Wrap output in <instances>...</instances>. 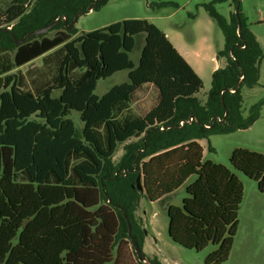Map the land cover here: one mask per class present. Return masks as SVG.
<instances>
[{
	"label": "trees",
	"instance_id": "1",
	"mask_svg": "<svg viewBox=\"0 0 264 264\" xmlns=\"http://www.w3.org/2000/svg\"><path fill=\"white\" fill-rule=\"evenodd\" d=\"M58 1L59 6L40 18L34 17L37 6L31 13L18 3L0 9V51L14 49L16 67L60 45L66 50L58 77L36 95L22 90L16 75L2 77L9 67L0 71V264H147L134 247L136 261L127 251L128 239L134 238L145 254L146 229L135 217L140 173L151 202L195 176L186 185L182 205L166 209L169 236L187 249L201 251L212 244L216 248L205 264L225 263L238 229L244 186L226 165L203 160L197 139L248 128L259 117L261 103L252 105L247 117L242 111V87L259 85L263 59L245 17L240 11L239 28L235 12L227 21L212 4L205 6L224 34L219 55L226 57V65L213 72L202 103L197 95L204 88L203 79L156 24L129 18L72 38L78 30L69 24L95 0ZM107 1L96 0L94 9ZM58 17L51 30H65L15 43L12 33L21 39ZM140 35L143 44L134 62L130 54ZM70 64L86 67L77 84L69 76ZM121 71L127 72L126 81L96 93L100 80ZM146 83L158 89V103L145 116L119 123L115 105L130 102ZM55 89L61 90L59 96H53ZM73 112L83 123L81 129ZM191 115L195 121L179 125ZM126 142L114 164L115 152ZM230 163L264 194V154L236 148ZM17 172L27 181H16ZM146 257L162 264L156 256Z\"/></svg>",
	"mask_w": 264,
	"mask_h": 264
},
{
	"label": "rangeland",
	"instance_id": "2",
	"mask_svg": "<svg viewBox=\"0 0 264 264\" xmlns=\"http://www.w3.org/2000/svg\"><path fill=\"white\" fill-rule=\"evenodd\" d=\"M213 1L108 0L100 7L93 8L91 12L82 13L78 17L74 25L78 31L72 38L84 32L102 28L115 21L129 18L147 19L169 32L171 39L179 48L181 46L189 47L194 50L197 57L202 58L203 70L201 75L204 88L197 95V99L204 103L212 84L214 72L212 56L216 58L217 54L224 49L225 43L221 28L210 16L205 6L212 4L216 11L223 15L227 21H230L235 12L236 4L235 0H223L214 4ZM70 2L72 1H67V3ZM94 2L96 5V0ZM14 3L26 5L29 13L33 12L37 6L34 12L35 18H40L61 4L58 0H41L39 5H37L38 0H0V9H6ZM239 5L248 29L256 35L263 50L259 85L253 88L242 87V111L244 117H247L250 107L256 103H261L260 114L248 128L225 134H213L200 140L205 149L203 160H212L215 163L226 165L238 176L244 186L243 201L238 212L237 233L229 259L223 264H264V194L258 191L254 180L247 177L242 171L235 169L230 163V156L236 148H246L264 154V0H239ZM43 9L49 11H42ZM58 30L65 29L60 26L58 29H50L31 37L38 38L40 35L52 37ZM142 44L143 35H140L137 38L135 49L130 54L134 62L139 59ZM14 52V49L0 51V71L6 67L10 68L8 72L2 74V77L16 75L17 85L22 90L36 95L54 83L59 75L66 50L63 45H60L20 67H16L14 64ZM85 71L86 67H77L73 64H70L68 69L69 76L76 84L82 80ZM126 80V71L118 72L111 78L100 80L96 93L103 94L112 85ZM60 93V89L53 90V96H59ZM155 98L156 92L153 89L142 88L134 97L133 103L127 108H118L115 111V117L119 121H123L127 114L131 116L144 115L155 102ZM71 117L77 127L81 129L83 123L78 113L73 112ZM100 131H103V128H100ZM126 144L127 142L119 145L113 156L114 164L119 162L125 152ZM75 161L77 159H73V162ZM120 172L121 170L116 171V173ZM126 172L123 171V174L126 175ZM15 179L20 182L27 181L22 172H17ZM194 179L195 176L191 177L174 193L154 202L148 200L143 191L140 192V201L135 217L136 224L141 229H146L143 251L149 258L156 256L162 261V264H205L207 255L216 248L210 244L201 251L187 249L173 242L168 233L169 219L166 209L170 204L182 205L183 199L187 196L186 185ZM128 225L131 233V222H128ZM128 240L130 244L127 251H129L132 260L136 261L132 252L133 241L131 238Z\"/></svg>",
	"mask_w": 264,
	"mask_h": 264
},
{
	"label": "crops",
	"instance_id": "3",
	"mask_svg": "<svg viewBox=\"0 0 264 264\" xmlns=\"http://www.w3.org/2000/svg\"><path fill=\"white\" fill-rule=\"evenodd\" d=\"M163 30V29H162ZM167 37L171 40V42L174 44V46L178 49V51L186 58V60L191 64V66L194 68V70L201 76L202 78V75H201V71L203 70V62H202V58H199L196 56V54L194 53V50H192L191 48L189 47H182V49H180L175 43L174 41L171 39V34L165 30H163ZM225 38V37H224ZM224 46H225V43H224ZM212 61L214 62V68H213V71H215L217 68L219 67H224L226 65V57L224 55H219L217 54L216 58L214 56H212ZM127 73V72H126ZM150 88V89H153L155 92H156V98H155V102L153 103V105L151 106V108L147 111V113L158 103V100H159V92H158V89L151 83H146L144 84L143 86H141V88H139L137 90V92L135 93L134 97L138 94V92H140V90L142 88ZM203 91V90H202ZM201 91V92H202ZM200 92V93H201ZM199 93V94H200ZM134 97L133 99L130 101V102H125V103H118L117 105H115L114 107V116H115V111L118 109V108H127L128 105H130L131 103L134 102ZM146 113V114H147ZM146 114L144 115H140V116H131L129 114L125 115L123 121H119L116 118V120L119 122V123H124L126 120H129V119H134V118H138V117H143L145 116ZM205 139V138H204ZM197 141L202 145L203 147V153H204V146L201 142L200 139H197Z\"/></svg>",
	"mask_w": 264,
	"mask_h": 264
},
{
	"label": "water",
	"instance_id": "4",
	"mask_svg": "<svg viewBox=\"0 0 264 264\" xmlns=\"http://www.w3.org/2000/svg\"><path fill=\"white\" fill-rule=\"evenodd\" d=\"M95 6V2H93L92 4H90L87 8L86 11L84 12H79L75 15V17L73 18V20L71 21L69 27H73L75 25V23L77 22L78 20V17L82 14V13H87V12H91L93 10ZM235 13L237 15V19H238V25H239V28H241L242 26V22H241V18H240V5H239V2L236 6V10H235ZM61 19V17H58L56 18L54 21H52L50 24L44 26V27H40L38 29H35V30H32L30 32H28L24 37H22L21 39H18L13 33H12V36L14 38V41L17 45H20L22 43H25L26 41L29 40V38L33 35H37V34H42L48 30H50L51 28H53L57 23L58 21ZM64 19L66 20L67 17L65 16ZM6 30H11L10 27L8 28H5ZM102 59V57H101ZM136 187L138 188L139 191H143V192H146L145 190V187H144V184L142 182V175L141 173L138 174L137 176V179H136ZM133 246H134V249H135V252L137 253L138 257H139V260L140 261H143V262H146L147 264H152V262L147 259L146 255L142 253V250L137 242L136 239L133 238Z\"/></svg>",
	"mask_w": 264,
	"mask_h": 264
},
{
	"label": "built area",
	"instance_id": "5",
	"mask_svg": "<svg viewBox=\"0 0 264 264\" xmlns=\"http://www.w3.org/2000/svg\"><path fill=\"white\" fill-rule=\"evenodd\" d=\"M10 28H11V26H10ZM243 47H244V45H243ZM233 57V56H232ZM230 91L231 92H235L236 90L235 89H230ZM195 117L193 116V115H191V116H189L187 119H182V120H180V122H179V125L180 126H183V125H185V124H187V123H192L193 121H195ZM219 119V118H218ZM205 127H207V128H209L210 127V124H205Z\"/></svg>",
	"mask_w": 264,
	"mask_h": 264
},
{
	"label": "flooded vegetation",
	"instance_id": "6",
	"mask_svg": "<svg viewBox=\"0 0 264 264\" xmlns=\"http://www.w3.org/2000/svg\"><path fill=\"white\" fill-rule=\"evenodd\" d=\"M70 25V24H69Z\"/></svg>",
	"mask_w": 264,
	"mask_h": 264
}]
</instances>
